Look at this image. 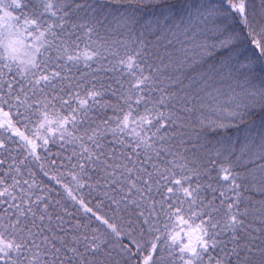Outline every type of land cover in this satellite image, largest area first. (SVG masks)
<instances>
[{
  "label": "snow or ice",
  "instance_id": "1",
  "mask_svg": "<svg viewBox=\"0 0 264 264\" xmlns=\"http://www.w3.org/2000/svg\"><path fill=\"white\" fill-rule=\"evenodd\" d=\"M0 264H264V0H0Z\"/></svg>",
  "mask_w": 264,
  "mask_h": 264
}]
</instances>
